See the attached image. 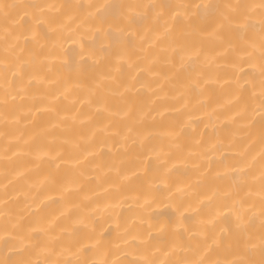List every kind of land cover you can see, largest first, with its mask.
I'll return each instance as SVG.
<instances>
[{"label": "bare ground", "instance_id": "bare-ground-1", "mask_svg": "<svg viewBox=\"0 0 264 264\" xmlns=\"http://www.w3.org/2000/svg\"><path fill=\"white\" fill-rule=\"evenodd\" d=\"M98 2L105 0H0V4L73 6L62 7L56 13L60 20L66 19L65 14L73 15L72 27L90 23L86 18L92 10L86 6ZM114 2L148 3L149 0ZM169 2L199 3L202 0ZM219 2L259 5L261 0ZM77 5L85 7L77 8ZM9 11L20 25L27 27L20 18L23 13L17 16L16 10ZM255 12L254 22L259 20V9ZM3 26L4 20L0 16V29ZM141 26L146 41L141 45L143 51L130 52L129 55L134 60L143 57L137 62L150 66L157 73H141L139 82L147 87L140 88L137 83L139 91L128 96L133 111L143 114L139 131L142 135L151 133L144 140L143 148L131 140L118 147L119 138L110 133L112 130L122 132L123 121L107 113L97 114V97L88 93L97 68L89 62L77 73L74 68L80 60L79 45L63 40L59 30L41 29L42 38L38 45H25L23 37L19 40L18 43L25 48L24 59L31 60L29 50H34L39 67V71L29 69L23 81L15 83L8 74L11 85L8 91L16 95L15 89L23 84L26 89L24 99L19 95L15 101L6 97L4 66L0 62V260L23 259L44 264L45 261L80 258L95 264L101 261L133 264L145 256L165 261L175 259L182 253L163 255L172 230L183 233L185 242L191 238L193 244L199 243L192 234L202 227L200 221L211 219L224 202L223 194L239 177L231 169L242 160L250 167L246 169L248 185L240 190L239 196L253 206L252 212L244 214V226L258 244L262 231L259 153L264 126L258 115L251 121L248 118L233 119L234 113L250 96L245 90L240 100L234 98L230 81L233 56L227 48V41L233 37L226 33L222 41L205 45L210 55L222 53L217 57L218 67L213 69V76L219 83H209L202 94L188 92L182 100H177L174 98L176 89L165 78L170 74V66L165 62L161 46H166L167 42L153 37L150 21H142ZM85 37L90 44L93 43L90 33L85 32ZM248 37L258 43V30H250ZM174 38L190 39L175 36V31ZM3 47L0 39V61L4 57ZM241 68L243 71L237 75L251 80L249 65H241ZM30 74L37 77L31 86L27 85ZM66 80L67 98L60 95L64 92ZM78 81H83L82 87L76 86ZM58 95L59 99H52ZM48 106L68 118L61 120L56 114L44 110ZM120 107L114 100L113 110ZM37 108L41 110L37 111ZM180 123H190L191 126L185 129L182 149L178 152L169 147L170 138L164 133ZM149 147L162 150V158L168 161L166 174L161 160L154 157L143 159ZM89 148L95 155L86 156ZM57 153L59 158L54 163L50 157ZM162 177L163 183L160 182ZM176 188L182 192L177 193ZM145 199L151 207L145 204ZM181 204L183 208H180ZM178 208L190 219L178 223ZM236 224L235 217H228L218 218L214 227L203 226L214 231L218 239L222 237L218 246L208 253V259L223 264L242 254L243 242L237 238ZM76 241L85 244L78 253ZM45 248L51 251H45ZM156 248L161 251L156 252ZM250 258L260 259L258 248Z\"/></svg>", "mask_w": 264, "mask_h": 264}, {"label": "snow or ice", "instance_id": "snow-or-ice-1", "mask_svg": "<svg viewBox=\"0 0 264 264\" xmlns=\"http://www.w3.org/2000/svg\"><path fill=\"white\" fill-rule=\"evenodd\" d=\"M62 7L71 8L73 6L56 5L52 3L44 4H0V16L3 17L4 26L0 29V39L3 40V63L5 95L15 101L17 95L21 99L25 98L26 89L23 84L19 85L13 95L8 91L11 86L8 74H11V82L23 81L26 71L32 69L39 71L36 61V53L29 50L32 59H24L25 48L18 42L23 37L24 44H39L42 38L41 29L47 28L50 32L59 30L62 38L73 44L79 45L80 60L74 70L79 73L83 65L92 63L97 68L93 77V84L88 87L90 96L97 97L95 111L97 114L107 113L109 116H118L123 121V131H111V135L117 136L118 147H123L126 142L131 140L132 143H138L144 147V140L151 133L139 131L143 123V114L134 112L128 100L129 94H135L139 91L136 87L140 83V88L147 87L139 82L141 73L148 72L157 75L151 67H146L138 60L143 57L132 59L130 52L143 51L141 45L145 41V32L141 26L142 21H150L151 32L153 37L158 40L166 41V46H161V51L165 53V62L170 66V74L165 78L168 79L174 89H176L177 100H182L188 92L203 93L209 83H219V80L213 76L214 67H218L217 57L222 53L210 55L205 45L215 41H222L226 33L233 38L227 41V48L230 50L233 60L230 65L232 76L230 77L231 85L234 92V98L240 100L245 90L250 93L240 109L234 113L233 119L248 118L254 120L259 116L262 126H264V0L259 5L247 3L219 2V0H207L199 3H181L173 4L169 0H149L148 3H125V2H98L89 4L86 7L92 11L88 12L86 18L90 23H80L76 27L71 26L74 20L73 15L65 14L66 19H58L56 13ZM83 8V5L75 6ZM259 9V20L254 22L256 15L255 9ZM16 10V15L24 20L27 27L20 25L13 17L9 10ZM22 29V30H21ZM259 32V41L251 37L246 38L248 32ZM178 37H187L190 39H176ZM85 32L91 34L93 43H89L85 37ZM154 43V41H153ZM151 63V62H150ZM249 65L252 79H245L244 76L237 75L242 72L241 65ZM241 79L244 83L241 84ZM35 74H30L27 85L31 86L36 81ZM227 82V81H226ZM68 81H65L64 92L60 95L66 97L68 92ZM77 87L83 86V81H78ZM99 90V91H98ZM53 100L59 99L53 96ZM117 101L121 107L113 110V102ZM83 102V101H81ZM90 102V101H89ZM8 100H4L7 105ZM186 107V105H184ZM37 108V111H40ZM44 110L56 114L59 119H67L66 114L56 113L54 107L48 106ZM167 110V109H166ZM179 111V109H177ZM163 115V113H160ZM75 118L74 116L72 117ZM191 116L189 115V121ZM190 123H180L172 127L164 135L170 138L169 147L178 152L182 149V137L185 129L190 127ZM107 132V130L105 129ZM103 147V142L101 144ZM47 155V153H45ZM95 153L89 148L86 156H92ZM166 155V154H165ZM260 182L259 191V213L262 231L259 236L258 244L247 232L244 226V214L252 212L253 206L248 200L239 196L243 187L248 185L249 173L246 171L250 165L246 161H241L231 169L233 173H238L239 177L228 191L223 194L224 202L216 209L215 215L211 219L201 220L202 227L192 234V238H198L199 243L193 244L191 238L185 242L183 233L177 234L172 230V237L169 242L167 251L164 256L174 255L179 251L175 259L161 260L141 257L140 260L134 261L133 264H222L221 261H211L207 258L208 253L214 246H218L219 239L214 231L210 232L206 227L213 226L218 218L227 219L235 217L238 229L237 238L243 242L242 254L232 261L223 262V264H264V131L261 134L260 148ZM156 158L161 160V164L166 174L169 169L168 161L162 158V150L158 147H149L144 154L143 159ZM59 155L51 156L50 159L55 163ZM86 158V157H85ZM255 159V158H253ZM143 160H141V163ZM59 167V164H56ZM255 179V177H253ZM163 183V177L161 178ZM177 193L182 189L176 188ZM171 195V192L169 193ZM215 195V193H213ZM250 195V193H249ZM210 200L211 197H208ZM145 204L151 207V203L145 199ZM247 205V207H246ZM183 208V204L180 205ZM179 212L178 223L185 217L183 212ZM254 215V213H253ZM44 231V229H40ZM224 232V229H221ZM91 239V237H88ZM78 245L77 253L85 248L83 241H76ZM259 249L260 259L250 258L251 254ZM45 251L51 249L45 248ZM156 252L161 251L159 248ZM191 253V255H189ZM0 264H34L31 260H0ZM44 264H95L88 260L77 258L75 260H64L59 262L45 261ZM100 264H108L101 261ZM118 264V262H113Z\"/></svg>", "mask_w": 264, "mask_h": 264}]
</instances>
